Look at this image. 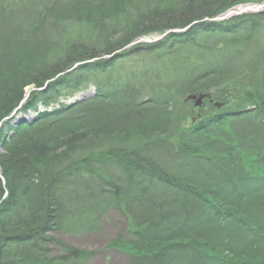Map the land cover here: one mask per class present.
I'll return each instance as SVG.
<instances>
[{"label": "trees", "instance_id": "16d2710c", "mask_svg": "<svg viewBox=\"0 0 264 264\" xmlns=\"http://www.w3.org/2000/svg\"><path fill=\"white\" fill-rule=\"evenodd\" d=\"M253 2L0 0L9 24L34 4L49 17L15 43L0 34V264H89L97 252L51 232L100 230L110 209L131 238L109 246L131 264H264V12L211 20ZM192 93L231 106L187 127Z\"/></svg>", "mask_w": 264, "mask_h": 264}, {"label": "rangeland", "instance_id": "374dc122", "mask_svg": "<svg viewBox=\"0 0 264 264\" xmlns=\"http://www.w3.org/2000/svg\"><path fill=\"white\" fill-rule=\"evenodd\" d=\"M6 4L7 3H4L0 7L4 8ZM10 4H8V5L10 6ZM42 4H44V3H42ZM16 8H17V6H15V7L10 6L7 10L8 11H10V10L15 11ZM41 8H42V6L40 4H37V5L34 4V7H29L30 17H27V20L25 18L21 19L18 15V19H21V22H19L20 25L19 24L14 25V23H12V21H10V24L7 23L9 20H12L13 18L11 17L10 13L6 14L4 16V19H0V34L2 31H4L5 26L7 24L8 25L7 31L10 33V34L7 33V36L9 39L12 40L13 43H15L16 41L20 40L18 38V35H17L18 30L21 31V29H22L23 36H25L26 29H31V31H33V32H35V30H37V26H40V28L43 29L44 27H42V26H46V23L48 24L47 21L49 20V17L46 16L44 14V12H42L40 10ZM243 14H246V13H243ZM247 14H252V13L248 12ZM239 16H242V15H239ZM8 18H9V20L5 21V19H8ZM230 19H232V17L227 18L225 20H230ZM4 21H5V23H3ZM158 37H159V35H153V36H149L146 38L150 41H155ZM27 47H29V45H27V44L23 45V49L27 50ZM113 55H114V53L107 55V56H111V58L110 57H107V58L112 59V58H114ZM120 59H123V58H120ZM125 60H126V62L122 66L126 67V69L127 68L129 69L130 67H132L131 61H133V59L131 58V60H128V59H125ZM3 63H5V62H3ZM15 63H12L9 66H7L6 71L10 72V68L14 69V67L16 66L17 68H19V70L21 72H25L28 74V67L27 66H25L21 63H17V64H15ZM253 77H256L255 73L252 77L249 78V80H251L250 83H253V81H255L254 80L255 78H253ZM95 94H96L95 86L93 87V85H91V86H88L87 88H85L82 92L75 94L72 99H69V100L62 99V101L67 102V103H71V102L76 101V100L84 101V99L94 97ZM188 95H190V94H186L181 99V101L183 103V106L190 107L189 109H192L195 112V115H194L195 117H193L194 122L197 119H198L197 122H200L201 120H205L209 116L215 115V113L225 112V110H227V108L229 106H231L230 105L231 102L226 101L225 103H223L222 101H219V100H216L215 98H213V95L210 94L211 99L210 98L206 99L204 101V104L201 107H195L193 102H188L186 100ZM216 103H220L219 107L216 106ZM21 107H22V105H21ZM42 108H43V106L41 105V109ZM20 110L22 112L24 111V110H22V108H20ZM36 115L37 114H35L34 110H30L28 112L21 113L20 117H24L27 120L31 121V119H33ZM191 122H192V119H190L186 123V126L189 127V126H192L193 124L197 123V122H195V123H191ZM1 125L2 124H0V130L3 127ZM231 130H232L231 128L226 129L227 132H230ZM62 140L63 139H60L61 142H64L65 139L63 141ZM242 150L249 152V150L252 151V148L249 149V147L246 144L244 146L240 147L239 153H238L239 156H240V152H242ZM4 151H5V149L0 147V154H3ZM182 165H184V162ZM0 169H1V165H0ZM251 169H252V166H251ZM84 202H86V201L84 200ZM84 205H82V207ZM85 209L92 211L91 207L88 208V206L82 208V211ZM84 216L88 217L89 215H87L85 213ZM101 219H102L103 224H102V227L100 228V230L94 231V230L90 229V231L70 232V231H66L67 229L64 228V229H57L56 231H53L51 233L53 234L55 239H59L63 242H66L68 245L70 244V245H74L77 247H81L83 249H88L89 251L94 250L95 252H97V256H95V258L92 259L89 264H131V261H129V258L125 252L119 251V250L114 249L113 247L111 248L109 246L112 239L116 238V236L124 235L128 238H131L130 232L127 229L126 218H124L122 214H118L116 211L110 209L107 211V213L104 214V216H102ZM53 253L55 255H58V253H59V249L57 248L56 245L53 246Z\"/></svg>", "mask_w": 264, "mask_h": 264}, {"label": "water", "instance_id": "95a60500", "mask_svg": "<svg viewBox=\"0 0 264 264\" xmlns=\"http://www.w3.org/2000/svg\"><path fill=\"white\" fill-rule=\"evenodd\" d=\"M262 11H264V5L262 4H256V3L244 4L240 7H234L231 10L221 14L217 19L221 20L224 18L232 17V15L243 14V12L253 13V12H262ZM29 94H30V91L27 94L25 100L29 97ZM207 96L209 95L203 94V95L197 96L195 94H192V95H189L188 100H192V99L195 100V105L200 107L203 104L204 98ZM216 105L219 106L220 104L216 103Z\"/></svg>", "mask_w": 264, "mask_h": 264}, {"label": "bare ground", "instance_id": "6f19581e", "mask_svg": "<svg viewBox=\"0 0 264 264\" xmlns=\"http://www.w3.org/2000/svg\"><path fill=\"white\" fill-rule=\"evenodd\" d=\"M196 23H198V22H194L193 24H190L189 27H191L192 25H194V24H196ZM189 27H187V28H185V29H183V30H188ZM179 30H180V29L169 30V31L166 32V33H163V34H159V33H157V34H159V35L161 36V38L163 39V38H165L166 36H168L169 33H171V32L178 33V32H180ZM157 34H156V35H157ZM49 84H50V81H48V82L46 83L45 86L40 87V88H36V87H34V86L29 87V88L26 90L27 93H26V95H25V97H24V99H23L22 101L25 100V98H26L27 94L29 93V91H30V94H29V97L27 98V100L30 98V95L33 93V91H40V90H43V89H45Z\"/></svg>", "mask_w": 264, "mask_h": 264}]
</instances>
